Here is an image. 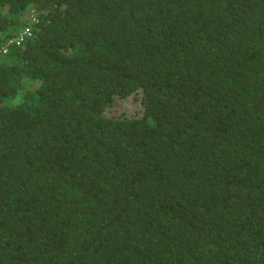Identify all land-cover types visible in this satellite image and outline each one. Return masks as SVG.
Segmentation results:
<instances>
[{
  "label": "trees",
  "instance_id": "obj_1",
  "mask_svg": "<svg viewBox=\"0 0 264 264\" xmlns=\"http://www.w3.org/2000/svg\"><path fill=\"white\" fill-rule=\"evenodd\" d=\"M0 264H264V0H0Z\"/></svg>",
  "mask_w": 264,
  "mask_h": 264
},
{
  "label": "rangeland",
  "instance_id": "obj_2",
  "mask_svg": "<svg viewBox=\"0 0 264 264\" xmlns=\"http://www.w3.org/2000/svg\"><path fill=\"white\" fill-rule=\"evenodd\" d=\"M135 101L133 98H115V102L110 107V113L116 114H132L135 111Z\"/></svg>",
  "mask_w": 264,
  "mask_h": 264
},
{
  "label": "built area",
  "instance_id": "obj_3",
  "mask_svg": "<svg viewBox=\"0 0 264 264\" xmlns=\"http://www.w3.org/2000/svg\"><path fill=\"white\" fill-rule=\"evenodd\" d=\"M30 31L29 29L26 27L20 34L19 36H17L16 38H13L11 41H16V42H20L22 40L23 34H29Z\"/></svg>",
  "mask_w": 264,
  "mask_h": 264
}]
</instances>
